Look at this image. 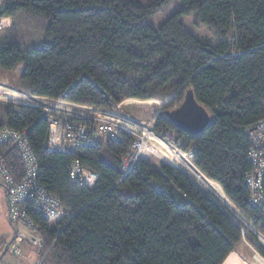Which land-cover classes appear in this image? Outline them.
I'll return each instance as SVG.
<instances>
[{"label":"trees","instance_id":"trees-1","mask_svg":"<svg viewBox=\"0 0 264 264\" xmlns=\"http://www.w3.org/2000/svg\"><path fill=\"white\" fill-rule=\"evenodd\" d=\"M171 1L4 0L1 15L11 16L13 26L0 43L1 78L31 94L109 109L132 98L163 101L155 132L192 152L194 164L264 233V207L249 202L245 183L254 169L249 130L264 119V0H181L152 25L151 17ZM190 14L217 44L187 29L181 18ZM30 21L41 30L36 42L19 28ZM189 88L211 116L201 134L180 129L167 114ZM50 114L0 104V128L26 132L38 183L65 211L48 220L26 205L43 241L41 264H224L242 242L241 226L175 163L141 158L124 175L131 133L99 134L69 151H49ZM0 156L21 179L14 144L1 143ZM75 159L99 172L93 185L72 182Z\"/></svg>","mask_w":264,"mask_h":264},{"label":"built area","instance_id":"built-area-1","mask_svg":"<svg viewBox=\"0 0 264 264\" xmlns=\"http://www.w3.org/2000/svg\"><path fill=\"white\" fill-rule=\"evenodd\" d=\"M4 16L0 15V32L4 30ZM0 100L17 104L31 105L51 113L49 117V134L46 140V147L49 151H69L74 145L91 141L94 136L104 134L109 138H117L122 131L131 133L134 138L130 144V152L124 157L122 168L124 175L136 164L147 151L149 146L160 148L170 160L183 169L201 188H203L242 228L243 239L248 241L260 250L264 251V234L255 226V220L249 217L241 207L227 195L224 188L217 181L209 178L193 160L192 152L184 151L155 132L153 121L143 122L130 114L119 111L118 108L109 109L93 105L79 104L68 101L63 96L58 98L40 96L28 93L20 88L11 86L0 81ZM69 117L79 118V121H72ZM97 125V128L87 123ZM251 147L248 152L249 159L254 164V169L247 173L245 183L250 187L251 194L249 202L258 207H264V119L259 121L250 130ZM162 139L167 147L160 144ZM12 143L19 151L24 165L23 177L16 180L10 173L4 160L0 156V170L4 175V186L8 203L10 221L24 223L30 230L29 241L37 247L40 252L43 241L36 234L35 222L28 215L26 205L31 204L35 210L48 220L61 217L65 211L60 199L46 191L38 183V162L36 155L30 146L25 131H17L8 127L0 128V144ZM72 182L84 185H93L99 172L84 166L79 159H75L70 168ZM248 235L249 237H246ZM19 236H23L19 231ZM39 263L45 259L42 254Z\"/></svg>","mask_w":264,"mask_h":264},{"label":"rangeland","instance_id":"rangeland-1","mask_svg":"<svg viewBox=\"0 0 264 264\" xmlns=\"http://www.w3.org/2000/svg\"><path fill=\"white\" fill-rule=\"evenodd\" d=\"M2 2H4V0H0V5ZM180 2L181 0H172L170 4H168L166 7L158 11L156 15H154L150 19V22L152 23V25L157 26L161 24V22L169 14H171L173 11L177 9ZM4 17L6 20L5 27H4L5 31L3 30L4 32L3 31L0 32V43H1V40L5 38L6 35H8L9 29H11L13 26L12 24L11 25L9 24V19L6 16ZM181 19L183 23L185 24V26L187 27V29L191 31L194 35H196L199 38H203L207 40L211 45L217 44L218 42L217 37L208 29V27L205 24L199 21V19L197 18L195 14L183 16ZM32 23L37 25L35 21L34 22L30 21L27 24H23V25L21 24L19 28L24 30V37L25 36L26 38L29 37L28 41L36 42L41 38V30L37 27L35 28L34 25H32ZM19 24H20V21H19ZM1 76H4V71L0 68V81L19 88L17 85H14L13 82L9 83L5 81L4 79L1 78ZM3 103H6V101L0 100V104H3ZM163 104H164L163 101L156 100V99L141 100V99L132 98V99H126L123 102L117 104L116 108L121 109V111L123 110V112H125L126 114H130L143 122H150L154 119L155 115L159 112L160 107ZM164 140L167 141L166 139ZM160 141L164 147L165 146L167 147V145L162 139H159V142ZM148 149H149V152L147 153ZM148 149L142 157L146 158V160L148 161L154 162L157 165L161 164V162L158 160L159 157L157 158L155 155H158L159 152L163 153V151L160 148L155 147V146H149ZM168 160H170L169 157H168ZM170 162L172 161L170 160ZM4 180H5L4 175L2 174L0 170V185L2 184L4 185ZM59 218L60 217H58L57 219ZM52 222H55V221H52ZM15 225H17V223ZM245 236L249 237L248 235H245ZM257 239L259 243L263 245L264 247V242L260 241V238H257ZM248 240L244 239L245 242L247 241L246 247H244L241 243L238 244L224 264H248L251 260V257L249 255H253L255 253L261 254V256L264 257V253L262 254V252L255 246V244L252 245L249 242L250 240L249 241ZM42 257L43 256L41 255V258Z\"/></svg>","mask_w":264,"mask_h":264},{"label":"crops","instance_id":"crops-1","mask_svg":"<svg viewBox=\"0 0 264 264\" xmlns=\"http://www.w3.org/2000/svg\"><path fill=\"white\" fill-rule=\"evenodd\" d=\"M6 17L9 19V24L13 25L12 17ZM4 21H6L5 17ZM148 152L149 149L147 153ZM163 153L159 152V154L155 156L157 158L159 157L158 160L161 162V164L170 163L167 154ZM19 231L23 236H19ZM30 234L31 232L29 228L24 223H19L14 226V224L10 221L8 203L6 198V189L3 184L0 185V264L39 263L41 260V252L29 241L28 237L30 236ZM246 242L243 239L241 244L246 247ZM249 256L251 257V260L248 264H264V257H262L261 254L255 253Z\"/></svg>","mask_w":264,"mask_h":264},{"label":"water","instance_id":"water-1","mask_svg":"<svg viewBox=\"0 0 264 264\" xmlns=\"http://www.w3.org/2000/svg\"><path fill=\"white\" fill-rule=\"evenodd\" d=\"M3 8L0 9V15ZM171 120L180 128L193 134L205 131L211 120L208 110L200 104L192 88L187 89L183 102L167 111Z\"/></svg>","mask_w":264,"mask_h":264}]
</instances>
